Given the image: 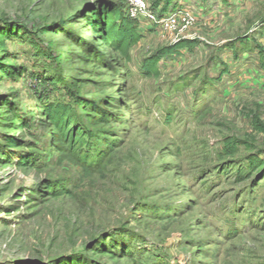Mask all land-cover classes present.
Returning a JSON list of instances; mask_svg holds the SVG:
<instances>
[{"label":"rangeland","instance_id":"1","mask_svg":"<svg viewBox=\"0 0 264 264\" xmlns=\"http://www.w3.org/2000/svg\"><path fill=\"white\" fill-rule=\"evenodd\" d=\"M130 1L0 0V264H264V0L169 27ZM105 4L142 30L130 61L93 29Z\"/></svg>","mask_w":264,"mask_h":264},{"label":"trees","instance_id":"2","mask_svg":"<svg viewBox=\"0 0 264 264\" xmlns=\"http://www.w3.org/2000/svg\"><path fill=\"white\" fill-rule=\"evenodd\" d=\"M170 10V8H167ZM90 15L93 24V29L97 36L100 37L102 43L113 51L119 53L127 61H130V50L135 47L143 38L142 30L138 23L131 20L127 11H123V7L115 4L104 5L100 13L96 9H91ZM167 10V11H168ZM157 11V9H155ZM190 42H183L174 47L164 49L154 58L148 59L142 67L143 72L158 77L160 75L158 64L161 56L179 55L183 49L190 46ZM50 112V120L54 123L63 142L76 143L80 141L81 135L73 130L68 129L71 124L70 119L67 117L69 108L66 106L58 105L52 107ZM60 142V141H59ZM16 142H12L15 144ZM261 166V165H260Z\"/></svg>","mask_w":264,"mask_h":264},{"label":"built area","instance_id":"3","mask_svg":"<svg viewBox=\"0 0 264 264\" xmlns=\"http://www.w3.org/2000/svg\"><path fill=\"white\" fill-rule=\"evenodd\" d=\"M130 15L133 19H139L145 17L147 21L157 25L158 27H169L174 25L178 19L181 18V21H186V19H192L189 12L181 10L177 12L174 16H168L167 18H159L154 15L153 11L148 7L144 0H131L130 1Z\"/></svg>","mask_w":264,"mask_h":264},{"label":"crops","instance_id":"4","mask_svg":"<svg viewBox=\"0 0 264 264\" xmlns=\"http://www.w3.org/2000/svg\"><path fill=\"white\" fill-rule=\"evenodd\" d=\"M190 0H181V9L186 10V6L190 3Z\"/></svg>","mask_w":264,"mask_h":264}]
</instances>
